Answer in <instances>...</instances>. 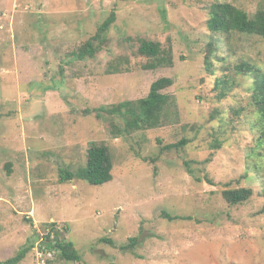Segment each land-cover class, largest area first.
<instances>
[{
	"label": "rangeland",
	"instance_id": "374dc122",
	"mask_svg": "<svg viewBox=\"0 0 264 264\" xmlns=\"http://www.w3.org/2000/svg\"><path fill=\"white\" fill-rule=\"evenodd\" d=\"M219 2L251 15L264 8V0H0V261L29 248L19 264H40L54 225L53 244L72 242L81 256L53 255L55 264H264V120L252 103L254 75L238 70L264 71V40L210 31ZM112 13L101 51L79 58ZM142 40L170 42L174 66L144 69ZM162 78L173 82L162 92L174 103L161 127L129 133L121 115L98 118L99 108L146 98ZM91 142L113 160L102 186L78 177ZM61 169L75 179L62 184ZM238 188L254 194L231 206L223 191Z\"/></svg>",
	"mask_w": 264,
	"mask_h": 264
},
{
	"label": "trees",
	"instance_id": "16d2710c",
	"mask_svg": "<svg viewBox=\"0 0 264 264\" xmlns=\"http://www.w3.org/2000/svg\"><path fill=\"white\" fill-rule=\"evenodd\" d=\"M116 21V14L111 16L99 27L98 33L89 41H87L77 52V56L81 59L85 57H95L96 53L100 52L102 45L105 44L104 35ZM207 27L210 31L219 32L229 35L232 32H238L250 36H259L264 40V8L259 9L254 14H249L230 3H213L210 6L209 19ZM96 41L99 43L96 45ZM139 49L136 55L148 59L143 65L144 69L156 70L162 67H173L174 56L172 44L169 42L167 47H164L160 42H152L142 40L139 43ZM211 50H207L205 62L210 66ZM241 73H252L254 75V88L252 91V103L257 112L264 120V71L258 67L243 64L238 66ZM173 84L169 78H162L154 82L151 86L150 93L146 98L138 101H128L121 103L111 109H97L98 118L99 112L104 111L110 115H121L125 118V128L131 133L135 130L152 129L161 127L166 121V115L170 111L171 104L174 100L171 95L165 94L162 91ZM175 105V104H174ZM173 105V106H174ZM264 134V131L263 133ZM188 141L183 139L178 144L168 145L163 147L162 152L173 148H181L187 145ZM189 172L192 174L189 163H187ZM113 160L108 147L105 144L91 142L87 151V165L78 175L84 181L94 186H102L113 180L112 175ZM76 175L69 170H60V182L65 184L74 180ZM254 192L247 188L227 189L223 191V198L231 206H237L248 201ZM264 213V209L262 210ZM170 220L178 219L166 215ZM52 234L60 235L54 225L52 232L46 237V250L52 252L55 257L65 261H81L79 252L74 248L72 242L66 243L65 240H56L53 244L51 240ZM107 244L113 245L111 239L104 238L101 240ZM131 245L121 247L122 250H127L135 246V239L131 240ZM45 247V246H44ZM52 248V249H51ZM29 249V248H28ZM28 249H22L17 254L6 261H0V264H19L28 253ZM50 264H55V259L49 261ZM114 264V263H112Z\"/></svg>",
	"mask_w": 264,
	"mask_h": 264
},
{
	"label": "built area",
	"instance_id": "2783aa9c",
	"mask_svg": "<svg viewBox=\"0 0 264 264\" xmlns=\"http://www.w3.org/2000/svg\"><path fill=\"white\" fill-rule=\"evenodd\" d=\"M39 248H43V247H39ZM45 255V258H43V256ZM47 255H49V258L47 257ZM53 256V253L52 252H48L46 249L42 251L40 257H39V260H40V264H50L49 261L51 260Z\"/></svg>",
	"mask_w": 264,
	"mask_h": 264
}]
</instances>
